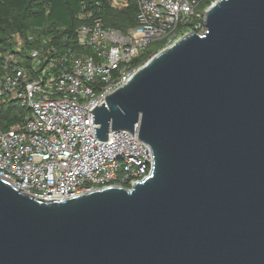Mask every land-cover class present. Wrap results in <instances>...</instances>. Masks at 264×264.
Listing matches in <instances>:
<instances>
[{
    "label": "water",
    "instance_id": "1",
    "mask_svg": "<svg viewBox=\"0 0 264 264\" xmlns=\"http://www.w3.org/2000/svg\"><path fill=\"white\" fill-rule=\"evenodd\" d=\"M204 30L144 62L92 112L147 176L63 199L0 178V264H264V0H215Z\"/></svg>",
    "mask_w": 264,
    "mask_h": 264
},
{
    "label": "built area",
    "instance_id": "2",
    "mask_svg": "<svg viewBox=\"0 0 264 264\" xmlns=\"http://www.w3.org/2000/svg\"><path fill=\"white\" fill-rule=\"evenodd\" d=\"M202 0H137L126 32L100 20L82 23L73 45L32 33L0 44V110L16 103L24 119L0 130V178L30 196L53 200L131 185L152 167L150 148L127 130L94 136L91 110L128 81L152 42L167 45L202 32ZM65 41V40H64Z\"/></svg>",
    "mask_w": 264,
    "mask_h": 264
},
{
    "label": "trees",
    "instance_id": "3",
    "mask_svg": "<svg viewBox=\"0 0 264 264\" xmlns=\"http://www.w3.org/2000/svg\"><path fill=\"white\" fill-rule=\"evenodd\" d=\"M213 1H201L202 14ZM137 9V0H0V44L9 46L16 36L32 33L38 40L73 45L77 27L96 19L126 32L135 25ZM166 44L164 40L152 42L133 63L142 65ZM25 113L16 103L4 105L0 130L23 120Z\"/></svg>",
    "mask_w": 264,
    "mask_h": 264
},
{
    "label": "rangeland",
    "instance_id": "4",
    "mask_svg": "<svg viewBox=\"0 0 264 264\" xmlns=\"http://www.w3.org/2000/svg\"><path fill=\"white\" fill-rule=\"evenodd\" d=\"M166 46H167V44H166ZM166 46H165V47H166ZM153 55H154V54H153ZM153 55H152V56H153Z\"/></svg>",
    "mask_w": 264,
    "mask_h": 264
}]
</instances>
